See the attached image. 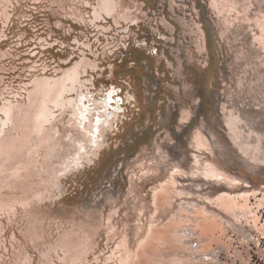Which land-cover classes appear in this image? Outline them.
I'll return each mask as SVG.
<instances>
[{
	"label": "rangeland",
	"instance_id": "rangeland-1",
	"mask_svg": "<svg viewBox=\"0 0 264 264\" xmlns=\"http://www.w3.org/2000/svg\"><path fill=\"white\" fill-rule=\"evenodd\" d=\"M95 1L19 0L11 10L14 14L6 28L7 35L0 42V48L11 49L10 56L0 58L4 67L0 75L5 83L10 81L14 85L22 78L26 80L29 70L40 71L28 68L32 64L39 67L48 63L50 73L54 65L63 68L73 65L85 52L86 57L98 63L96 69L89 68V74L83 77L94 76L95 87L87 83L93 93L88 95L95 98L99 95L98 103L106 99L103 113L116 114L111 115L112 126L95 154L91 155V150L85 153L89 159L66 171L52 195L39 204H31V208L27 206L39 220L41 216L47 217L43 226L48 232L46 236L43 234L47 242L42 244L36 239L39 250L58 237V225L66 228L75 221L94 227L95 251H90L86 261L75 264H112L113 260L106 261L107 255L125 231L132 244L137 242L139 225L146 223L154 212L153 187L160 179H167L175 163H181L187 170V176L179 175V181L185 191L194 193L193 198L206 189L212 194L220 191L222 187L204 185L200 178L189 175L194 154L203 160L210 158L228 172L248 180L252 188L264 189V165L251 167L238 145L241 140L252 145L253 151L258 149V153L264 154V48L254 38L260 32L256 20L260 13L264 15L261 9L264 0H253L250 18L245 19L241 13L233 23H228L227 11L222 6H217L219 9L213 6L211 0H122L124 7L114 16L122 18L126 6L132 20L123 18L116 24L117 20H113L116 17L103 14L93 25ZM80 10L84 18L78 15ZM20 13L23 18L16 15ZM226 23L231 25L225 26ZM89 43L92 48L86 46ZM108 46L111 50L105 52ZM109 94L112 104L108 103ZM183 109H189L188 120L181 119ZM227 116L235 119L236 127L227 124L230 120ZM198 128L210 138L213 147H194ZM149 166H156L157 170L147 173ZM25 171L22 170L23 178L9 179L26 180L28 171ZM3 190L10 192L7 188ZM188 200L181 198L175 204L192 208L193 203ZM10 204L7 212L15 206L18 215L7 224L8 213L0 209L4 228L0 229V242L7 240L5 246L9 248L6 251L1 244V264H13L16 252L12 251L17 249H12L9 240L14 231L21 246L26 245V255L33 258L31 264H38V250L29 238L25 239L26 233L23 236L27 226L22 218L23 206L13 201ZM187 205L182 212L193 215ZM110 214L112 219L108 221ZM249 232L252 235L245 240L243 232L226 230L223 241L231 249L229 252L222 249L218 259L227 264H264V235L256 230ZM51 256L55 264H60L59 256L63 254L59 250V256L55 252Z\"/></svg>",
	"mask_w": 264,
	"mask_h": 264
},
{
	"label": "bare ground",
	"instance_id": "bare-ground-1",
	"mask_svg": "<svg viewBox=\"0 0 264 264\" xmlns=\"http://www.w3.org/2000/svg\"><path fill=\"white\" fill-rule=\"evenodd\" d=\"M15 2L18 3L19 0H0V42L7 35L5 31L14 14L11 13V10L15 9ZM95 2L97 4L93 6L92 24L97 19H100L103 14L109 15V12H111V15L114 16L115 13L121 12H119L120 7H124L122 0H96ZM211 2L213 6H222L225 9L223 11H227L228 15H224L227 17L228 23L239 20L241 13H243L245 19L250 18L248 14L251 10L249 11V9L254 5L253 0H211ZM109 3L113 7L105 8L102 6ZM240 4L242 6H239ZM138 7V4H136V8ZM239 7H242V9H239ZM261 9H264V7ZM124 10L122 18L121 16H114L116 18H113L110 15L113 20H117L116 24L123 18L132 20L131 14L126 13V6L123 8ZM219 11L221 12V8ZM81 12L80 10L78 15L84 18L85 16ZM235 12H237V16H235ZM254 13L257 14L256 12ZM16 15L19 18L24 16L21 13ZM75 15L77 16V14ZM251 18L255 19L254 17ZM224 19L226 18L224 17ZM256 22L260 32H257L259 34L254 38L256 43L259 42L264 48V15L262 13L259 14ZM224 25L226 26L227 23ZM86 46L92 48V43L86 44ZM108 47L105 52L111 50V47ZM10 50L0 48V58L3 59L10 56ZM82 54L83 56L78 61L73 62V65L67 66V68L54 65L52 67L53 71L50 73H47L50 64L42 63V66L39 67L32 64L28 68L32 69L34 67L35 70L40 71L29 70L30 74L27 73L29 76L26 74V77L28 76L26 80L22 78L15 85L10 81L5 83L4 77L0 75V107H5L8 104L21 106L27 112V118L15 130L14 140L12 142L5 140L3 145L0 146V209L7 212L6 209L11 208L10 202L12 201L22 204V218L26 219L25 224H27L25 230H23V236L26 233L25 239L29 238V241L32 242L31 245L38 250L40 256L38 264H42L41 254L45 256L43 264H55L51 254L55 252V256H59V250H61L63 256H59L60 264L61 262L63 264H75V262H81L82 260L86 261L90 251H95H93L96 243L93 239L94 227L90 224L77 223L75 221H72L73 223H71L70 227L66 228L58 225L57 228L60 229L58 237L39 250V241L36 239H40L42 244L47 242L45 240V236L48 235L45 234L47 229L43 228L47 217L40 215L41 220H39V216L35 212L27 210V206L31 208V204H39L46 196L52 195L53 188L60 186L61 178L66 171L78 167V164L81 165L84 159H89V156L85 153L91 150L90 154H95L106 137L105 133L111 128L114 121L111 115H116L115 112L106 111V113H103V108H107V100L105 99V102L100 100V104V102H97L99 95H97V98L88 95L93 93L90 92L91 90H89L87 83L89 82L91 86L95 87V83H93L94 76L84 79L83 77L86 73L89 74V68L91 70L96 69L98 63L86 57L85 52H82ZM3 68L0 65V69ZM1 85H3V88H1ZM114 91L112 93H115ZM81 97H84L83 101ZM56 103L59 104L58 108ZM42 104L47 105V111L51 119L43 128L40 142L32 145L31 141L35 128L34 117L39 113ZM82 114L83 119H81ZM237 116L242 121L239 115ZM97 119L100 121L99 124L96 123ZM181 119H189V109L182 110ZM229 119V123H226L236 127L235 119L232 117H229ZM229 129V132L232 131L231 133H233L232 128ZM238 132L240 131L238 130ZM242 140L244 139L242 138ZM235 141L237 142V138ZM240 141L238 143L239 149L248 157V164L253 168L264 165V154L258 153V149L253 151L252 145L247 143L249 144L248 146ZM193 145L198 149H210L212 146L210 138L201 128L195 134ZM30 149L31 155H29ZM23 169L28 171L26 180L11 181L12 179H9L10 176L22 177L24 174L22 172ZM156 170V166H149L147 173L149 171L155 172ZM186 171L181 163H175L172 171L170 170L167 174V179H160L159 183L153 187L152 204H154V212L152 215L150 214L151 216L146 223L143 222V224L139 225L140 232H138L137 242L132 244L129 234L126 231L123 232L120 241L110 251L107 258L105 257L106 261L110 262L113 260L112 264H227L222 263L218 259V254L222 249L228 252L231 249V245L223 241L226 230L232 229L243 232L245 240H247V236L252 235L249 232L250 229L264 235V222H262V216L264 215L262 212L264 209V189L252 188L248 180L228 172L212 159L210 160V158L203 160L199 154H194L192 163L189 165V175L192 178H200L204 185L211 183L223 189L221 188L216 194L206 191L207 189L199 194L195 191L197 198H193L194 193L185 191V186L182 187L180 185L179 175L185 174ZM32 179H34V182H32ZM32 184L35 185L32 186ZM198 185L202 186V184ZM198 185L196 184L195 186ZM5 188L10 189L9 194L3 190ZM181 198H188L187 202L189 204L193 203L191 205L192 208L185 203L189 210L188 212H190V209L193 210V215L188 214L189 216H186L183 213L184 211L182 212V210L186 209V205L184 209L183 204L182 206L178 204ZM176 202L178 203L175 204ZM143 211L142 209L141 212ZM7 213V224H10L15 221L18 215L17 208L13 206L12 210ZM111 219L112 216L110 214L108 221H111ZM0 229H4L1 221ZM3 231L1 230V232ZM218 231H221L220 234H217ZM15 236L17 235L14 231L13 236L9 240L12 249H17V251H12L13 253L16 252L14 256L17 258V260L13 258V264H31L33 258L26 255V245L23 244L21 246V240H18ZM11 240L15 244L17 242L19 244L15 245ZM5 242H0V246L3 244V248L9 251V248L5 246ZM215 242L217 247H214ZM98 256H96V259L99 258Z\"/></svg>",
	"mask_w": 264,
	"mask_h": 264
},
{
	"label": "snow or ice",
	"instance_id": "snow-or-ice-1",
	"mask_svg": "<svg viewBox=\"0 0 264 264\" xmlns=\"http://www.w3.org/2000/svg\"><path fill=\"white\" fill-rule=\"evenodd\" d=\"M105 8L113 7L111 3L102 5ZM111 15V12H109ZM81 100H84V97H81ZM109 104H112L113 101L111 99V94H109ZM56 107H59V104L56 103ZM27 118L26 110L21 106H12L8 104L5 107H0V146L3 145L5 140L12 142L15 138V130L24 120ZM51 119L50 114L47 111V105L42 104L41 109L37 115L34 117L35 128L33 130V137H32V145H36L40 142V139L43 135V128L46 124H48L49 120ZM81 119H83V114L81 115ZM97 124L100 121L97 119ZM51 143V142H49ZM29 155H31V149L29 151ZM45 260V256L41 254V262Z\"/></svg>",
	"mask_w": 264,
	"mask_h": 264
},
{
	"label": "water",
	"instance_id": "water-1",
	"mask_svg": "<svg viewBox=\"0 0 264 264\" xmlns=\"http://www.w3.org/2000/svg\"><path fill=\"white\" fill-rule=\"evenodd\" d=\"M118 98H120V99H121V97H118Z\"/></svg>",
	"mask_w": 264,
	"mask_h": 264
}]
</instances>
